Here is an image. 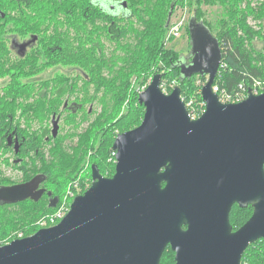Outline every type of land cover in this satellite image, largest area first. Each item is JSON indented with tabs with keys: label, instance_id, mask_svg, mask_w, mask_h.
<instances>
[{
	"label": "water",
	"instance_id": "obj_1",
	"mask_svg": "<svg viewBox=\"0 0 264 264\" xmlns=\"http://www.w3.org/2000/svg\"><path fill=\"white\" fill-rule=\"evenodd\" d=\"M170 18L171 11L166 26ZM187 27L191 60L176 65L183 77L206 76L201 115L191 118L180 87L164 92L155 73L138 93L140 124L113 140L114 173L92 164L90 186L66 214L1 245L0 264H160L167 246L173 264H240L245 249L264 238V92L221 102L212 90L218 41L195 16ZM59 119L52 116L53 137ZM43 179L0 185V204L37 201ZM234 204L253 208L235 230Z\"/></svg>",
	"mask_w": 264,
	"mask_h": 264
},
{
	"label": "trees",
	"instance_id": "obj_2",
	"mask_svg": "<svg viewBox=\"0 0 264 264\" xmlns=\"http://www.w3.org/2000/svg\"><path fill=\"white\" fill-rule=\"evenodd\" d=\"M127 1L129 6L126 15L130 19L124 22L115 21L113 25L107 23L101 28L83 15V25L79 30L82 36H77L79 44L78 40L70 42L67 39L68 35L62 38L61 48L56 46L58 43L56 36L40 38V45L37 46L39 51L36 52L43 54L48 64L60 62L63 67L60 70L56 69L57 72L53 74L55 79L51 78V82L35 83V87H40V91L35 92L39 91L41 95L35 98L32 119L36 117L43 123L32 132H24L25 141L22 147L24 162L18 164V169L24 176L22 180L28 181L36 175H41L44 177L41 183H46L57 177H67L76 167L84 165L85 162L87 164L88 159L90 169L91 165L95 164L101 174L103 171L104 175L109 172L110 167H114V155H111L113 140L118 133L140 124L144 106L138 102V93L142 90V83L155 73L162 75L161 83H165L166 76H169V81L172 80L175 86L180 87L181 97L191 98L189 92L196 87L197 97L192 99L197 105L202 101L200 90L206 76L193 74L190 77H183L176 65L179 60L176 51L166 47V42L175 38L173 35H167L170 23L168 26L165 25L168 18L166 12L168 13L169 9L165 10L169 0ZM200 1L188 0L190 4L198 6L191 16L201 21L217 39L221 55L213 85L218 84L227 92H235L240 86L246 92H252L256 82L264 83V51L256 50L252 46L254 40L264 43V0H221L230 7L225 9L227 16H222L215 32L212 31V24L204 19V13L199 7ZM66 5L70 6L69 3ZM248 18L253 20V25L248 24ZM72 21L75 23V20ZM73 26L75 27V24ZM185 30L189 41L187 24ZM238 30L241 34H238ZM101 35L114 45L109 53L104 49ZM74 37L76 39L75 35ZM43 69L44 67L40 66L34 73H39ZM18 70L22 71L21 68ZM70 74L82 78V98L76 96L82 105L84 106L87 101L91 102L95 94L99 98L101 111L91 120L84 114L82 122L87 121V126L82 133L74 131L71 139L76 137V141L67 144L63 143L59 132L55 137L51 135V129L46 122L52 113H63L64 110L61 109L63 100L60 99L67 94L80 92L76 90L77 82H70ZM192 76H199L200 79V82L193 84L195 87L189 83ZM91 86L92 96L89 94ZM18 87L21 88V85ZM137 87L139 88L136 91ZM124 106L126 112L123 113L121 109ZM203 108L201 106V109ZM64 114L68 115L67 119L76 116L67 111L61 117ZM27 157L30 159L27 160ZM3 163L4 159L0 158V185L6 183L5 178H1L4 174L1 169ZM35 204L32 199L14 204H0V246L13 239L33 234L38 230L32 226L36 216L54 209L50 203L42 205L43 209L40 207L35 209L33 207ZM252 210L251 205L245 208H240L237 204L232 206L229 220L234 230L250 217ZM19 230L22 233L18 236L16 231ZM12 231L13 234L9 235ZM165 254L170 255L172 259L170 264H173V252L169 246L165 248L160 264H163ZM240 264H264V238L258 239L245 249Z\"/></svg>",
	"mask_w": 264,
	"mask_h": 264
},
{
	"label": "flooded vegetation",
	"instance_id": "obj_3",
	"mask_svg": "<svg viewBox=\"0 0 264 264\" xmlns=\"http://www.w3.org/2000/svg\"><path fill=\"white\" fill-rule=\"evenodd\" d=\"M122 1H125L126 5L123 6ZM67 3L70 4L69 7ZM128 4L127 0H0V132L2 137L0 138V158L4 159L3 165H8L11 160V169L19 170L18 164L24 162L22 155L24 132L34 130L30 127L33 120V107L36 96L41 95V92H35V83L51 82V78L55 79L54 75L52 77L39 75H48L47 70H60L63 67L60 62L48 64L43 54L36 52L39 51L37 46L40 45V38L56 36L58 41L56 46L61 48V40L66 38V35L70 42L78 40L77 36H82L79 30L83 25V15H86L88 21H94L95 26L102 28L107 23L113 25L115 21L120 23L129 20L130 18L126 15ZM72 20H75V23ZM33 37L35 39L30 41ZM63 42H65L64 39ZM77 43L79 44L80 40ZM35 66L36 68L42 66L44 69L34 73ZM69 80L77 82L76 90L80 92L74 93L71 102L69 98L73 94L65 95V98H62L61 109L64 110L63 113L70 111L78 115L84 110L82 102H78L79 98H82V78L73 75ZM19 84L21 88L18 87ZM23 89L25 91H19ZM86 97L88 98V95ZM96 99L94 94L92 100ZM92 103H89L87 114L93 111ZM63 113H52L51 121L53 115L61 118ZM25 115L28 118L24 119ZM49 128L51 129L50 125ZM16 142L18 144H15ZM28 158L27 160L30 159ZM39 187H44L43 183H40ZM45 189L46 192L42 196H48L50 203L51 194L48 195V190ZM55 198L57 203L58 198ZM172 252L174 259V251Z\"/></svg>",
	"mask_w": 264,
	"mask_h": 264
},
{
	"label": "rangeland",
	"instance_id": "obj_4",
	"mask_svg": "<svg viewBox=\"0 0 264 264\" xmlns=\"http://www.w3.org/2000/svg\"><path fill=\"white\" fill-rule=\"evenodd\" d=\"M195 7H198L194 4H190L188 2V0H169V3L166 7V10L171 11V18H170V26L169 29L167 31V35L168 32L170 30V28L173 26V24L178 23L179 25H182L179 35L176 36L175 38H173L170 41L166 42V47L169 49H172L174 51H176L177 57L182 58V62H186L188 63L190 61V56H189V51H190V44L188 41V35L186 34V24L188 23L189 18L191 17V15L193 14V11L195 9ZM199 7L201 12L204 13V19L207 20L209 23L212 24V31H216L217 27H218V23L220 20H222L221 18L226 17L227 13L225 11V9H229L230 5L228 4H224V2H222L221 0H201L199 3ZM168 13L166 12V15L168 17ZM165 15V17H166ZM223 16V17H222ZM252 24L253 25V20L251 18H248V24ZM238 34H241V31L238 30ZM167 37V36H166ZM101 39H102V43L104 46V49L107 53L110 52V50L113 48V44L107 40V38L105 36L101 35ZM252 46L256 49V50H263L264 51V43L263 41H253L252 42ZM249 48V47H248ZM55 69H50L47 70V74H40L39 76H51L55 73ZM71 76H73L72 74H70ZM152 76H149V78H147L141 85V89L143 90L148 83L150 82ZM166 82L164 83V92L169 93L171 91L170 85L172 82V80L169 81V76H166ZM200 82L199 76H192V78L190 79L189 83L191 86H193V84L195 85V82ZM205 83V82H204ZM175 86V85H174ZM140 87V86H139ZM136 88L137 89L139 88ZM195 87V86H193ZM39 86L35 87V90H39ZM90 96L92 93V86L90 87ZM256 89L258 93H261L264 91V83L259 81L256 85ZM40 91V90H39ZM38 91V92H39ZM197 88L195 87L194 89H192L189 93L191 95V98H196L197 97ZM140 92V91H139ZM75 94H73L70 98H69V102H71V98L74 96ZM53 97V96H52ZM65 98V96L63 97V99ZM62 100V99H60ZM60 102V101H59ZM62 102V101H61ZM60 102V104H61ZM78 102H81L80 100H78ZM91 102L93 105V111L90 114H87V108L89 106L90 101H87L86 103H84V112L82 111L80 114L76 115V116H70L69 119L68 115L62 116L60 121H59V135H61V137L63 138V143H67V144H71L74 143L76 141V137H73V139H71V137L74 135V131L76 132H83L84 128L87 126V121L82 122V117H84L85 115H88L89 120L95 118V116L101 111V104L99 103V98L97 97L96 100H92ZM145 110V109H144ZM121 112H126V106H124L121 109ZM85 114V115H84ZM144 115V114H143ZM26 118V116L24 117V119ZM143 118V117H142ZM142 120V119H141ZM70 122V123H68ZM43 123V121H42ZM36 117H33V120L31 121L30 127L31 129H37L40 124H42ZM46 124L51 127V118L49 117V119L47 120ZM44 125V124H43ZM112 150V149H111ZM111 155H113V150L111 152ZM90 159H88L87 164L85 162L84 165H80L79 167H76L73 170V173L67 177H57L55 178V180H50V182H46L43 183L44 186H46L48 189V191L51 192V196L50 198L53 197H57L58 198V202L56 203L53 210H46L45 213H41L40 215L36 216V220L34 221V224H32V226L36 227V228H41V227H47V226H51L54 224H56L68 211L70 204L74 198V196L84 192L91 184V169H90V163H89ZM30 165V164H28ZM36 165L38 166V163H36ZM114 166H115V161H114ZM1 169L3 171V175L1 176V178H5L4 182L5 185H11L14 183H20V181H23L22 179L24 178V176H22V171L21 170H17V169H11V160H9V164L8 165H2ZM31 171V169H30ZM29 171V172H30ZM114 173V167H110L109 172L105 173V175H109L111 176ZM102 174L104 175V171L102 172ZM59 195V196H58ZM60 197V198H59ZM36 204L33 206L35 209L37 207H40L43 209L42 205H48L49 204V198L48 196L44 195L42 196L40 199H38L37 201H35ZM16 208V207H14ZM24 221V220H23ZM53 221V222H52ZM23 223V222H22ZM26 223V222H25ZM18 232L17 235L19 236L22 232L16 231ZM13 234V231L9 234L11 235ZM172 262V259L170 257V255L165 254L163 257V264H170Z\"/></svg>",
	"mask_w": 264,
	"mask_h": 264
},
{
	"label": "built area",
	"instance_id": "obj_5",
	"mask_svg": "<svg viewBox=\"0 0 264 264\" xmlns=\"http://www.w3.org/2000/svg\"><path fill=\"white\" fill-rule=\"evenodd\" d=\"M181 27L182 25H179L178 23L176 24L174 23L168 32V36H171V35H173L174 37L178 36ZM257 83L258 82L254 84L252 93L258 94L257 89H256ZM164 86L165 84L161 83V88L163 89V91H164ZM173 87H174V83H171L170 85L171 90ZM212 90L215 93H217L219 100L223 103L239 102L243 100L244 98H246V96L248 95V92H246V90L241 86L239 87V90H236L235 92H227L224 89H221L218 84H215V85L212 84ZM181 98L184 101L191 118H197L204 111L205 103L203 100L200 101V103L197 105L192 98H186L185 96ZM201 106H203L204 108L201 109ZM113 155H114V152H113Z\"/></svg>",
	"mask_w": 264,
	"mask_h": 264
}]
</instances>
